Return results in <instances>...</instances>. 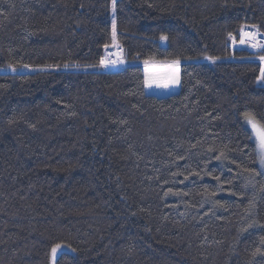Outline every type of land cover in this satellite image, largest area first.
<instances>
[{
    "label": "trees",
    "instance_id": "obj_1",
    "mask_svg": "<svg viewBox=\"0 0 264 264\" xmlns=\"http://www.w3.org/2000/svg\"><path fill=\"white\" fill-rule=\"evenodd\" d=\"M242 29L264 36V0H0V264H264ZM174 59L178 92L148 94L144 62Z\"/></svg>",
    "mask_w": 264,
    "mask_h": 264
},
{
    "label": "snow or ice",
    "instance_id": "obj_2",
    "mask_svg": "<svg viewBox=\"0 0 264 264\" xmlns=\"http://www.w3.org/2000/svg\"><path fill=\"white\" fill-rule=\"evenodd\" d=\"M115 8H116V0H112V10L113 13H115ZM116 34H117V26H116V20L113 18L112 20V38H113V44L115 45L116 43ZM243 36H253L252 33L248 32H242V37ZM229 37L231 38V34H229ZM254 38V37H253ZM161 42H166L168 41L169 37L167 35H161L159 37ZM243 39H241V43H243ZM256 45L253 44V47ZM108 45H105V48H107ZM218 58L216 57H209L205 56L204 60L211 61L212 63H215ZM260 61L264 63V56L259 57ZM125 63L123 58H118V59H107V58H102L99 60V66L103 68H108V67H116L118 64L123 65ZM146 66V71H145V77H144V86L145 88H158V89H164L167 90L171 87H175L176 85L179 84L180 82V77H179V71H180V63L181 61L179 59H174L168 62L166 69L163 71L156 70V69H149V61L146 60L145 62ZM25 69H28L29 71H38V72H46V71H55L60 69V65H45V66H38L36 68H32L29 65H23ZM70 67L75 68L77 70L80 69V65H69V64H64L63 69L67 70ZM88 67H95V66H85L84 70L86 71ZM8 70H10L12 73H15L16 67L14 65L9 64L8 65ZM259 80H264V68H261V73ZM245 121L246 123L251 127L252 134L255 137L256 140V146L258 149V154L260 156V164L262 167H264V123H260L254 113L251 112H246L244 113ZM223 155V153H221ZM220 157H217L219 159ZM187 178V177H185ZM61 248V245H56L51 249V255L53 257L56 256L57 254V249ZM259 251V250H257ZM255 255V253H254Z\"/></svg>",
    "mask_w": 264,
    "mask_h": 264
},
{
    "label": "built area",
    "instance_id": "obj_3",
    "mask_svg": "<svg viewBox=\"0 0 264 264\" xmlns=\"http://www.w3.org/2000/svg\"><path fill=\"white\" fill-rule=\"evenodd\" d=\"M242 32L252 33L253 36H251V37L250 36H243L242 37ZM241 39H243V41H244L243 43H241ZM235 44L241 45L242 49H244L245 51H247L251 54H263L264 55V36L255 32L254 30L242 29L240 32V40L238 43L233 42L232 43L233 47ZM253 44H255L256 46L253 47ZM239 49L240 48L234 49V50H239ZM121 54H122V49L116 42L115 45L113 44L111 49L109 51H107V53H106L107 57L106 58L107 59H118V58H120ZM260 65L264 66V63H261ZM124 67H125V63L123 65L118 64L116 67H108L106 69L101 67V69H102L103 73L112 74V73L118 72L119 70L123 69Z\"/></svg>",
    "mask_w": 264,
    "mask_h": 264
},
{
    "label": "rangeland",
    "instance_id": "obj_4",
    "mask_svg": "<svg viewBox=\"0 0 264 264\" xmlns=\"http://www.w3.org/2000/svg\"><path fill=\"white\" fill-rule=\"evenodd\" d=\"M237 45V46H236ZM233 47V45H232ZM242 46L241 45H238V44H235L234 47H233V50L234 49H242L241 48ZM244 50V49H243ZM251 52V51H250ZM256 55V54H255ZM258 62L261 64L262 62L260 61V59H258ZM167 66V65H166ZM166 66H149L148 68L149 69H154V68H160L159 70L160 71H163L166 69ZM261 68H264V66L261 65ZM146 69V68H145ZM163 69V70H162ZM157 70V69H156ZM146 90L148 91V93L150 94H154V95H157V96H168L170 94H174V93H177L178 91V85H176L175 87H171L167 90H164V89H158V88H155V87H152V88H146ZM246 124V127L249 129L250 131V134H251V138H252V141L255 145V148H256V154H257V166H258V169L260 171V173L264 176V167L261 166L260 164V156L258 154V149H257V146H256V140H255V137L254 135L252 134V131H251V127L247 124ZM65 252H69V250L65 247H61L59 249H57V254L55 257H53L51 255V258H50V264H55L56 263V260L58 259L59 255L62 254V253H65Z\"/></svg>",
    "mask_w": 264,
    "mask_h": 264
},
{
    "label": "crops",
    "instance_id": "obj_5",
    "mask_svg": "<svg viewBox=\"0 0 264 264\" xmlns=\"http://www.w3.org/2000/svg\"><path fill=\"white\" fill-rule=\"evenodd\" d=\"M158 67V66H157ZM163 67V66H162ZM154 69H157V70H159L160 68H154ZM163 70V69H162ZM145 71H146V69H145ZM178 90H179V84H178ZM178 92V91H177Z\"/></svg>",
    "mask_w": 264,
    "mask_h": 264
},
{
    "label": "bare ground",
    "instance_id": "obj_6",
    "mask_svg": "<svg viewBox=\"0 0 264 264\" xmlns=\"http://www.w3.org/2000/svg\"><path fill=\"white\" fill-rule=\"evenodd\" d=\"M107 57V55H105V57L104 58H106ZM120 58H122V54L120 55ZM260 86V85H259ZM146 92L148 93V91L146 90ZM149 94V93H148Z\"/></svg>",
    "mask_w": 264,
    "mask_h": 264
}]
</instances>
